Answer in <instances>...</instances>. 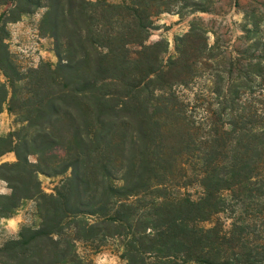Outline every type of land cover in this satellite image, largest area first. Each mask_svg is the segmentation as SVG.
<instances>
[{
    "label": "trees",
    "instance_id": "trees-1",
    "mask_svg": "<svg viewBox=\"0 0 264 264\" xmlns=\"http://www.w3.org/2000/svg\"><path fill=\"white\" fill-rule=\"evenodd\" d=\"M168 4L0 0L9 8L0 18V113L8 106L22 124L0 137V158L17 159L0 164L11 190L0 194V218L34 200L40 219L0 246V264H93L78 243L99 248L110 238L126 264H264V231L255 236L264 224L259 24L246 14L244 47L215 55L216 31L194 17L166 59L169 42L149 37ZM39 9V31L54 39L58 62L23 73L7 26ZM217 56L220 64L208 63ZM205 76L207 95L186 102L177 88ZM68 172L54 194L44 193L41 174ZM194 186L197 198L187 192ZM239 208L229 229L213 222Z\"/></svg>",
    "mask_w": 264,
    "mask_h": 264
},
{
    "label": "rangeland",
    "instance_id": "rangeland-1",
    "mask_svg": "<svg viewBox=\"0 0 264 264\" xmlns=\"http://www.w3.org/2000/svg\"><path fill=\"white\" fill-rule=\"evenodd\" d=\"M96 1V0H91ZM110 3L125 4L131 0H106ZM171 2L166 7L170 12H165L155 18L154 29L150 33L149 43L157 42L165 39L169 42V52L166 59L176 56L175 38L179 35L187 33L194 17H201L207 24L214 28L216 34L209 33L210 45H216L215 55L221 52L230 54L234 50V46L242 48L243 43L240 37H244V27L249 21L246 14L252 15L254 22L258 23L259 31L255 35V39L264 41V0H163ZM198 5L208 9L210 12H195L192 5ZM7 6L0 5V18L8 10ZM45 13V9H39L34 14L25 15L16 23H10L7 26L9 37L7 43L11 52L14 63L19 70L25 73L28 69L36 68L42 62H48L53 65L57 64L58 58L54 51V39L50 36H42L39 31L40 21ZM244 47V46H243ZM235 55L236 53L233 52ZM221 58L210 60L208 63L216 66L220 64ZM0 79L6 82L5 77L0 72ZM208 77L199 79L193 86L188 89L183 87L177 88L179 95L188 103H194L195 97L207 95L210 87ZM201 111V110H200ZM202 113H200L201 115ZM20 118L12 114L5 106L0 113V137L20 129L22 124ZM35 157H31L35 161ZM16 156L13 152H8L0 158L2 163L16 162ZM70 176V172L63 176H47L41 174L39 176L42 190L44 193L51 195L55 193L66 177ZM10 189L5 181H0V194H10ZM194 198L201 194V189L194 186L187 190ZM228 197V193L224 194ZM242 213L241 208L234 215L230 211H226L214 220L219 219L226 229H229L234 217H239ZM40 223L38 216L37 201H25L16 211L12 218H0V246L11 239L19 236L23 227H37ZM206 223L205 226H211ZM259 233L256 237H262L264 224L258 227ZM78 253L81 257L91 261L93 264H126L122 259V247L117 239H108L102 246L96 248L95 244L78 243Z\"/></svg>",
    "mask_w": 264,
    "mask_h": 264
}]
</instances>
